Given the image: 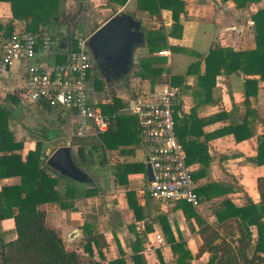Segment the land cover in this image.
<instances>
[{
	"label": "crops",
	"instance_id": "obj_1",
	"mask_svg": "<svg viewBox=\"0 0 264 264\" xmlns=\"http://www.w3.org/2000/svg\"><path fill=\"white\" fill-rule=\"evenodd\" d=\"M62 1H65L66 5L65 16L74 17V20L68 24L62 23V26L58 24L57 28L54 25L49 28L62 38L67 37L68 32L72 36L92 34L73 30V24L77 21V15H75L77 11L80 12L79 17L85 15L94 17L99 27L116 14L127 13L136 15L137 19L141 20L145 36L149 30H158L161 27L167 32L173 30L174 19L170 10H162L161 19L143 17L138 11V0H128L123 6L112 3L110 0H60V4ZM181 1L185 3V13H182L180 17L183 30L181 35L168 37V45L179 50L174 52L166 48L162 51H167V55H160L159 52L151 55L145 42L143 46L135 50L137 63L131 73L122 82L117 83L118 85L111 84L115 86L114 89L107 86L104 91L99 92L108 94V101L105 100L102 106L113 103L115 95L125 107L127 105L129 107L133 100L144 99L150 92L164 89L166 85L176 92L177 102L181 106L179 121L182 124L187 123L193 130L187 138L193 145H198L199 149L206 150V159L188 163L192 170L196 191L201 195L200 205L188 210V214L191 215L189 219L185 210L177 206L178 202L157 200L148 195L147 186L150 181L147 164L148 150L141 136H138L140 139L137 142L107 150L104 165L98 163L100 150L93 149L96 167L101 168L103 174L110 178L106 180L108 189L96 190V193L88 196L89 189H97L96 182L92 180L87 183L92 186L83 188V183L61 176L56 189L61 195L62 203H45L39 207L46 211L47 225L61 235L68 250H77L84 254L85 224L94 234L103 235L107 242V246L103 249L105 256L103 264H109L110 261L117 259L120 248L126 252L128 264H133L130 259V243L137 238L143 240V253L148 264H160L158 251L163 255L166 264H175L167 233L159 220L160 216L167 219L169 235H173L176 241L182 238L187 242L194 256L191 263H206L209 260V253L203 254L200 258L197 257L203 241L199 234L201 224L192 211L195 210L201 221L216 225V212L222 209L226 200L239 208L247 206L250 200L256 204L261 201L258 180L264 177V162L259 163L258 160L261 159L259 154L264 135V122H253L251 126L253 135L241 141L236 139L235 126L242 124L249 109L256 111L261 120H264V81L260 80L259 75L225 74L222 70L216 75L215 80L211 76H208L209 79L206 81L199 78L207 76L205 57L216 43L224 49L241 52L256 48L253 15L259 10H264V0L245 8H238L232 0ZM82 2L83 7H80L79 3ZM84 2L89 6L88 8H84ZM78 7L79 10H77ZM60 9H62L61 5ZM12 19L10 4L0 2V23L6 24ZM15 24L16 27L24 26V23L19 21H15ZM62 44L66 46V43ZM147 57L165 60L154 66L168 68L172 76L184 77V79L176 81L175 85L166 83L153 86L150 80L142 79L137 75L140 69L137 65L139 60ZM49 59L58 61V57L51 56ZM197 61H200L198 70L189 74L190 66ZM15 64L16 68L13 65L14 68H10L0 84V103L11 112L9 127L14 133L15 141L24 145L19 151L22 158L25 159L29 151H35L37 143H40L42 154L48 156V159L57 149L64 146H70L75 157L78 147L72 145L73 141L71 142L70 138L73 136L76 137L75 139L79 138L76 135L78 119L72 112L65 111L67 113L64 125L62 123L57 128H50L48 124L44 125V127L47 126V131L43 130V132L31 128V132L38 131L41 137L28 136L26 123L24 121L19 123L17 120L24 114V108H26L20 98L26 66L21 62H15ZM245 78L258 80L257 93L250 96L249 103L246 102L244 93ZM9 96L14 99L8 98ZM36 106H39V110L43 111L46 118L50 117L49 114H52L54 110L53 107L52 110H48L44 108V105ZM125 107L122 112L129 114L128 107ZM130 128H136L134 121L130 124ZM45 133L49 135L44 136ZM63 133L68 136L67 144L51 147L52 142L60 138ZM91 148V143L86 146L87 150ZM5 154L7 153L0 152V156ZM262 160L264 161V155ZM118 165H137L140 169L144 167V170L129 174L128 183L121 185L116 182L114 176ZM21 183L22 179L19 176L0 177V191L4 186H17ZM104 183L105 181L99 182L98 185L104 187ZM67 186L74 187V196L68 195ZM203 188L209 189L201 191ZM129 191L136 192V206L138 205L143 211L144 218L140 221L137 220L134 209L129 205L127 198ZM221 191L224 193L219 195ZM62 204L67 207H63ZM1 226V236L6 242L17 237L14 219L3 220ZM251 230L255 241L257 228L251 227ZM158 234L163 238L161 243L156 238ZM94 251L96 259L101 260L95 246Z\"/></svg>",
	"mask_w": 264,
	"mask_h": 264
},
{
	"label": "trees",
	"instance_id": "obj_2",
	"mask_svg": "<svg viewBox=\"0 0 264 264\" xmlns=\"http://www.w3.org/2000/svg\"><path fill=\"white\" fill-rule=\"evenodd\" d=\"M128 0H110L112 3L125 5ZM229 1V0H223ZM238 8H245L260 0H232ZM10 4L13 19L6 24L0 23V34L10 36L15 28V21L23 22L22 28L28 32H40L48 30L51 26L59 24L61 20L60 0H0ZM138 11L141 16L161 19L162 10H170L173 14L174 25L171 32H167L161 27L158 30H149L146 35V43L151 55H155L166 48L176 52L179 49L168 45V37L181 35L183 27L180 22L182 13H185V3L181 0H138ZM137 18V16H134ZM74 17H67L62 23H71ZM254 33L256 48L251 51L241 52L232 49H224L218 43L205 57L207 63V76L199 78L206 81L211 76L214 80L221 70L225 74L259 75L264 81V10H259L253 15ZM99 26L96 27L98 29ZM95 29V30H96ZM94 30V31H95ZM59 36V35H58ZM72 35L67 33L63 37L62 43H67ZM63 62V57L58 56V63ZM165 62V60L147 57L138 62L140 68L137 75L142 79H148L152 85L171 84L182 81L184 77L172 76L170 70L154 65ZM200 66V61L193 63L188 73H195ZM95 85L99 91H104L107 86L115 88L109 84L97 65L95 66ZM122 82V81H120ZM119 82V83H120ZM118 85V84H116ZM246 102L257 93L258 80L244 79ZM8 98L14 99L9 96ZM125 106L114 95L113 103L102 106L103 113L111 120L110 128L99 135V137H79L72 145L77 146V156L83 164H95L93 149L100 150L98 163H106L105 153L107 150L118 148L121 145L137 142L140 138V129L135 116L123 113ZM44 108L52 110L48 104ZM180 104L175 106V132L184 146L187 154V163L195 160L207 158L206 150L199 149L198 145H193L187 138L193 130L187 123L179 121ZM11 112L0 103V152L7 153L0 156V177L9 178L19 176L22 183L17 186H4L0 191V264H103L105 258L103 249L107 242L103 235L94 234L89 226L84 225L85 243L84 254L77 250H68L61 235L47 225V213L39 209L45 203L61 202V195L56 189L62 175L58 171L46 164L48 156L42 154L41 145L37 143L35 151H29L23 159L19 153L23 149V143L16 142L14 133L9 127ZM135 122L136 128H130V124ZM261 121L258 113L249 109L243 119L242 124L235 126V136L238 141L247 139L253 135L251 126L253 122ZM90 141V142H89ZM190 142V143H189ZM92 143L91 149L86 146ZM198 146V147H197ZM259 163L264 162V135L261 141ZM90 156L91 158H89ZM144 170V167L141 168ZM137 165H118L114 176L116 182L125 185L128 183V175L141 170ZM65 177V176H64ZM69 180H73L68 178ZM75 181V180H74ZM261 201L256 204L249 201L245 207H236L229 200L223 203L222 209L216 212L217 224L211 225L201 221L195 210V215L201 228L199 234L202 238V245L199 248L197 257L209 253V260L199 264H264V177L258 180ZM209 188H203L206 191ZM68 195H75L74 187L67 186ZM96 189L91 188L87 195L96 193ZM198 193V191H197ZM224 192H219L223 194ZM200 196L201 201V195ZM129 205L134 209L137 220L144 218L142 209L137 205V195L135 191L127 192ZM177 206L183 208L188 214L189 209L195 207L187 201L180 200ZM63 207L67 205L62 204ZM12 218L15 221L17 237L14 240L5 241L2 235V221ZM187 218V219H188ZM164 231L167 233V240L171 246L175 264H191L193 255L184 239L176 241L173 235H169V227L166 226V217L160 216ZM89 227V228H88ZM251 227L257 228V238L254 241ZM94 246L98 251L101 260L96 259ZM130 259L133 264H148L143 253V240L137 238L130 243ZM160 264H166L163 255L158 251ZM109 264H128L126 252L120 248V255Z\"/></svg>",
	"mask_w": 264,
	"mask_h": 264
},
{
	"label": "built area",
	"instance_id": "obj_3",
	"mask_svg": "<svg viewBox=\"0 0 264 264\" xmlns=\"http://www.w3.org/2000/svg\"><path fill=\"white\" fill-rule=\"evenodd\" d=\"M89 36L75 34L63 48L61 38L50 29L28 32L16 27L10 36L0 34V84L15 62L24 63L22 97L30 104L48 103L72 112L78 119L79 137H99L111 126L102 110L108 94L99 92L95 85L96 62L87 44ZM159 54L167 55V51ZM59 55L62 63L49 59ZM176 104V92L166 85L144 99L131 101L128 110L136 117L148 150L147 164L153 172L148 195L157 200H184L197 208L200 196L186 151L175 132ZM156 238L163 241L160 234Z\"/></svg>",
	"mask_w": 264,
	"mask_h": 264
},
{
	"label": "water",
	"instance_id": "obj_4",
	"mask_svg": "<svg viewBox=\"0 0 264 264\" xmlns=\"http://www.w3.org/2000/svg\"><path fill=\"white\" fill-rule=\"evenodd\" d=\"M145 42L141 20L127 13H119L110 18L87 40L98 70L110 84L119 83L131 73L137 63L135 50ZM62 47L64 48L65 44ZM47 164L77 182H92L88 174L77 165L70 146L57 149ZM148 176L151 181L153 172L150 165Z\"/></svg>",
	"mask_w": 264,
	"mask_h": 264
},
{
	"label": "rangeland",
	"instance_id": "obj_5",
	"mask_svg": "<svg viewBox=\"0 0 264 264\" xmlns=\"http://www.w3.org/2000/svg\"><path fill=\"white\" fill-rule=\"evenodd\" d=\"M60 5L62 6V9H60L62 14H61V20H60L59 24H61L60 26H62V22L65 21L67 18L65 16V13H66L65 1H62ZM84 5H85L84 8L89 7L85 2H84ZM79 6L83 7V2L79 3ZM77 10H79V7ZM79 14H80V12H78V11L75 13V15H77V18H76L77 21L75 20L76 22L73 24V30H77V31L82 30V32H85L86 34L93 33V31L99 25L97 20L94 17H90L89 15L79 17ZM57 25L58 24H55L54 26L57 28ZM17 27L22 29L24 26L22 27V25H18ZM13 65L16 68V64L14 63ZM13 65H12V68H14ZM20 98H21V100L24 101V102H22V104L26 108H24V114L21 117L19 116V118H17V120L19 121V123H20V121H24V123H26V125L28 127L26 129L28 136H31V137H41L42 136L38 131L37 132H31L32 129H39L40 131L42 130V132H43V130L47 131V128H46L47 126H50V128H55V127L57 128L58 125L61 126L62 123L64 125V121H65L66 113H67L64 110L54 108V110L51 112L52 114H49L50 117H48L49 118L48 119V118L44 117L43 111L39 110V106H36L35 104L27 103L24 97H20ZM127 107H128V105H127ZM127 107H125V108H127ZM45 124L46 125L48 124V125L44 127ZM46 135L48 136L49 133H45L44 136H46ZM55 135H56V133H55ZM75 138L76 137H74V136L71 137L70 141L71 142L72 141L75 142V140L77 141V139H75ZM67 140H68V136L66 135V133H63V134H61L60 138H57L56 140H54L52 142L51 147L67 144ZM51 150H53V149H51ZM74 156H75L74 158H75L77 165L79 167H81L88 174V176L90 177L91 180L94 181V183L96 182L95 183V187L97 188L96 190L105 191L106 189H108V186H107L108 183H106V180L108 181V180H110V178H107L106 175L103 174L101 168H98V166L96 167L95 164H83L80 162V160L76 154ZM104 181H105L104 187H101L100 185H98L99 182H104ZM83 185H84L83 188H87V186H89V187L92 186V185L87 184V183H83Z\"/></svg>",
	"mask_w": 264,
	"mask_h": 264
}]
</instances>
